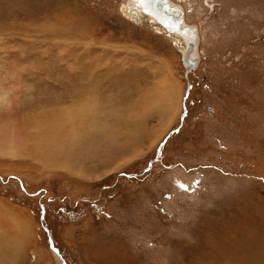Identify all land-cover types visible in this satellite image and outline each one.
<instances>
[{"label":"rangeland","instance_id":"obj_1","mask_svg":"<svg viewBox=\"0 0 264 264\" xmlns=\"http://www.w3.org/2000/svg\"><path fill=\"white\" fill-rule=\"evenodd\" d=\"M172 1L197 28L188 73L128 0H0V264H199L244 211L264 233V0Z\"/></svg>","mask_w":264,"mask_h":264},{"label":"bare ground","instance_id":"obj_2","mask_svg":"<svg viewBox=\"0 0 264 264\" xmlns=\"http://www.w3.org/2000/svg\"><path fill=\"white\" fill-rule=\"evenodd\" d=\"M129 4H134V1L133 0H128V2L126 4L122 5V11L124 12L125 15L129 16L130 18H135V17H140L141 18L142 15H143V16L147 17V19L150 22H152L154 24H158L152 17L142 13L139 7H136L135 12H132V11L127 12L126 11V7ZM140 18H137V19H140ZM184 24L187 25V26H190L185 21V18H184ZM159 26H158V28L161 31L164 30V31L167 32V30H165L161 25H159ZM168 33L170 35H172L170 32H168ZM177 39H179V38H177ZM183 43H184V46L182 47V51L184 52L185 47H186V41L184 40ZM197 47H198V44L195 47V52H197V50H198ZM197 56H198V54H197ZM190 71H188V72H190ZM179 96H178V88L175 85V83L172 82V81H168L167 80V82H165V86H164L163 90L161 91V94H160L161 98L157 99V100H159V103H160V104L158 103L157 106H159L160 111H162V112L164 111L163 112L164 120L161 123V125H162L161 128L162 129L159 132L158 136L161 134V132H162V130L164 128H167L169 121L174 117V115H177V112L179 111V108H180L179 99H178ZM89 100H90V98H89ZM86 103H80L79 106H75V107L69 108L68 110L65 109V110H67V115L69 114V116H67V118L70 119V120L71 119L75 120L77 118V120L79 121L82 118L84 119V116H85V120L89 119L88 118V114L89 113H87V112H88V109L90 107ZM82 104H84L87 107L81 106ZM137 109L138 108L134 107V108H131L128 112L133 114V115H131V118L132 117H137L138 120H139L140 116L137 114ZM77 120H75V121H77ZM81 124L82 123L80 122V125ZM136 134L137 133H135V135ZM102 135H103V133H102ZM254 223H256V222L253 221L250 212L244 211V215H242V216L239 215V217L236 218V220H232L231 221L230 225L231 226H233V225L236 226V229L234 230V228H232L231 230H234V231H229V233H227L229 238L226 237V239H225L226 241L224 240V233L226 232V230L224 232L225 228H223V231L220 230V232H222L221 236L219 234L220 232L218 233V231L216 233L213 232L212 234L207 236L206 240L208 239L209 241H211V244L209 245V248H208V250L210 252H208V254H206V252H205V254H206V256L210 255L211 257L209 256L210 258L208 259L203 254L202 260L200 261L199 264H264V233H259V231H256V229H258V226L255 225V227H254ZM214 224H212V225H214ZM228 225H229V223H228ZM206 226H207V224H206ZM210 227H211V225H210ZM248 227L250 228L249 230H241V228H248ZM208 228H209V225H208ZM261 229H262V227H261ZM208 230H210V229H208ZM204 236H205V234H204ZM96 244L99 245V242L96 241ZM100 245H101V243H100ZM102 245H104V244H102ZM117 246H119V245H117ZM0 247H2V246L0 245ZM99 248L97 247L96 249L95 248L94 249L95 250H99ZM91 250L89 249V250L86 251V252H88V255H89V253H91L92 255H93V253H95L94 251L92 252ZM104 251H105V253L101 252L102 256H105L107 259L110 257L111 264H135V262H133V258H131L130 255H129L130 253L129 254L123 253V252L121 253L120 248L119 249H114V250L111 249L110 250L109 248L107 249V248L104 247ZM1 253L2 252H0V254ZM92 255H90V257H92L91 258L92 261L90 260V262H92V264L93 263L94 264H107V261L99 260L101 258V255L100 256H94V255L92 256ZM194 264H198V262H195Z\"/></svg>","mask_w":264,"mask_h":264},{"label":"water","instance_id":"obj_3","mask_svg":"<svg viewBox=\"0 0 264 264\" xmlns=\"http://www.w3.org/2000/svg\"><path fill=\"white\" fill-rule=\"evenodd\" d=\"M134 4L126 7L127 12H135L139 7L141 12L152 17L167 32L177 35L183 41H186L184 52L182 51V63L186 73L198 66V52L195 47L198 44L197 28L195 25L187 26L184 24V9L180 4L173 3L170 0H133ZM135 17L134 20H137ZM191 49V52L188 50Z\"/></svg>","mask_w":264,"mask_h":264},{"label":"snow or ice","instance_id":"obj_4","mask_svg":"<svg viewBox=\"0 0 264 264\" xmlns=\"http://www.w3.org/2000/svg\"><path fill=\"white\" fill-rule=\"evenodd\" d=\"M188 51L191 52V49H189ZM165 167L167 168V167H169V165H165ZM145 171H147V169H145ZM121 174H123V173H121Z\"/></svg>","mask_w":264,"mask_h":264},{"label":"flooded vegetation","instance_id":"obj_5","mask_svg":"<svg viewBox=\"0 0 264 264\" xmlns=\"http://www.w3.org/2000/svg\"><path fill=\"white\" fill-rule=\"evenodd\" d=\"M170 1H172V0H170ZM172 2H173V1H172ZM173 3H174V2H173ZM142 17H145V16L142 15ZM184 18H185V14H184ZM185 21H186V20H185Z\"/></svg>","mask_w":264,"mask_h":264}]
</instances>
